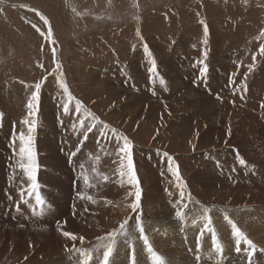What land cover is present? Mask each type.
<instances>
[{"label":"rangeland","instance_id":"1","mask_svg":"<svg viewBox=\"0 0 264 264\" xmlns=\"http://www.w3.org/2000/svg\"><path fill=\"white\" fill-rule=\"evenodd\" d=\"M134 3L139 5L138 9L133 7ZM261 6H264V0H59L57 3L54 0H0V264H81L86 257L75 250L66 251V248L72 249L75 245L86 252L91 251L101 243L97 237L106 236L126 218H130L129 230L134 227L136 213L131 211L130 205L135 200V187L128 183L127 175L119 176L121 157L117 154V140L111 129L127 136L133 144L134 168L141 189L142 224L153 250L162 257L164 264H217L218 260L220 264H248L243 251L235 252V238L225 215L257 249H264V108L260 106L264 102V56L259 53L260 45L264 44V37L259 35L264 29V19L257 11ZM37 12L48 19L54 31L55 45L44 38L42 41V36L33 27L36 25L41 31H48ZM137 15L139 19L134 18ZM205 25L209 32L206 45L203 43ZM137 29L140 36H137ZM145 44L150 56L144 52ZM52 47L56 62L61 66L57 73L53 72ZM205 50L209 71L201 79L196 61L203 58ZM252 54L257 56L256 66L245 78L244 73L253 63ZM153 59L157 65L155 75L148 71ZM57 76L66 83L72 101L66 100L67 95L57 84ZM45 77L34 117L37 125L34 133L46 143H42L46 148L41 149L37 159L41 156L48 159V166L42 164L39 168L52 171L38 180L45 204L36 205L34 197L30 198V203L21 208L16 220L11 213L2 215L6 209L16 210L5 193L18 200L15 192L19 183L23 180L26 185L28 181L22 177L19 168L16 167L13 173L9 166H16L20 159L18 151L17 156L13 154L10 140L15 133L18 150L19 133L28 135V126L22 123L28 118L26 104L34 84ZM230 78L234 81L231 85ZM161 79L163 84L159 83ZM241 80H244L245 88L237 90ZM75 100L81 101L80 113L75 111ZM64 103H69L67 114L63 111ZM181 110L189 113L180 114ZM89 112L102 123L96 124L84 140L81 151L69 160L70 151L84 139L87 126L95 123L88 117ZM78 117L84 119V127H80ZM74 124L76 129L72 127ZM104 124L108 125L107 129ZM101 131L105 132L104 136ZM38 143L34 142L35 150ZM165 152L178 165L183 188L168 172ZM237 153L247 161L246 167L237 163ZM122 163L126 173L127 160ZM81 164L85 166L83 169ZM91 165L96 169L95 173ZM81 172L89 176L94 187L84 184ZM12 174L16 184L11 183ZM104 175L108 176L107 181L103 180ZM89 190L91 193L88 194ZM181 193L182 202L177 206ZM88 196L95 203L88 200ZM205 208L209 210L218 242L223 246L222 258L213 250L212 234L208 232L201 237L197 250V236L205 223ZM178 209L184 214L183 220L175 215ZM67 229L75 233V241L62 235L61 232ZM165 229L170 231L169 235ZM156 234H160L159 237ZM81 236L83 243L79 240ZM135 236L131 248L125 238L116 239L110 264H130L133 255L135 264H155L143 241L139 240V233ZM103 251V248L91 251L92 259L88 264H100ZM253 264H264V253L258 251Z\"/></svg>","mask_w":264,"mask_h":264},{"label":"snow or ice","instance_id":"2","mask_svg":"<svg viewBox=\"0 0 264 264\" xmlns=\"http://www.w3.org/2000/svg\"><path fill=\"white\" fill-rule=\"evenodd\" d=\"M133 7H136L137 9L139 8L138 4H133ZM37 15L40 16V19L43 20L44 24L48 26V31L47 33L41 31L40 28H38L36 25H33L34 28H36V31L40 33V35L50 44L55 45L56 41L53 39V32H52V28L51 25L49 24V21L46 17H44L43 15H41L39 12H37ZM134 18L139 19V16H135ZM201 24H204L203 21H201ZM203 34H204V41L203 43L206 45L208 43L207 41V37L209 35L208 32V28L205 25L204 29H203ZM260 37H264V29H261L260 31ZM137 36H140V30L137 29ZM53 52V62L55 64V68L53 70V72L56 71H60V64L56 62V57H55V48L53 47L52 49ZM144 52L146 54H148L149 56L151 55V53L149 52L148 46L145 44L144 45ZM259 53L261 56H264V44L260 45L259 48ZM203 58L196 61V63L200 66L199 67V76L201 79H203L206 74L209 71V67L206 63L207 60V56L208 53L205 50L202 53ZM256 60H257V56L256 54L252 55V61L253 63L251 65L248 66L247 72L244 73L245 78H247L248 74L250 72L253 71V69L256 66ZM151 63V67L148 69L149 73L152 74H156L157 73V65L155 60H150ZM41 67H43V65H41ZM239 67V65H238ZM51 74V73H50ZM62 75V73H61ZM235 75V74H233ZM47 77H45L43 80L36 82L34 84V90L31 92V96L26 104L27 109L29 110L27 113V117L26 119H24L22 121L23 124L28 126V135L25 136V134L23 132L19 133V149H18V155L20 157L19 161L16 162V166L13 165H9L10 167H12L13 173L16 172V167L19 168V170L23 173L24 177H26L28 183L25 185L24 181L21 180L20 182V187L17 189V193H18V200H13V196L8 194L7 192L5 193V195L7 196V199L15 204V209L17 212L21 211V205L22 204H28L30 203V198L35 199L36 205H44L45 204V199L43 197V195L41 194V191L39 189V185H38V181H37V173L39 171V164L37 162V154H36V150H35V146H34V136L32 135V133L36 130V121L34 119L35 115H36V110L38 109L39 106V101H40V92H41V88H42V84L44 83V80H46ZM57 83L60 85V87L63 89L64 93L67 95V100L68 101H72L73 97L72 95L69 93V89L66 85V83H64L59 76L56 77ZM160 83H164V81L161 79ZM234 81L232 78L229 79V84H233ZM245 88V82L244 80H241L240 84L237 86V90H243ZM219 99V97H218ZM261 108H264V102L261 103ZM81 108H82V104L81 101L79 100H75V111L76 113H80L81 112ZM63 111L67 114L69 112V103H64L63 104ZM88 117L91 118L92 121H94L95 123L90 124L87 126V131L84 133V139L80 140L79 144L76 146V148L72 151H70L69 153V160H72V158L76 157L77 154L81 151V146L84 143V140L87 139V135L88 133L93 131V128L96 127V124L102 123L101 121H99V118L94 116L92 113H88ZM79 119V124L80 127H84L85 126V122L84 119ZM73 129H76V125L74 124ZM103 127L105 129L108 128V125L104 124ZM116 140H117V154L121 157V170L119 171V176L120 177H124L125 175H127V179H128V183L135 187V200L131 203L130 207L132 209L133 213H136L135 216V225L134 227L129 230V219L130 218H126L124 219L118 228H114L112 231L108 232L106 236H102V237H97V239L99 241H101L100 244H97L94 246V248L91 251H99L100 248H103V255L102 258L100 259V264H110V258L113 256L114 253V249H115V244H116V239L118 237H122L125 238V242L129 245V247H132V242L136 239L135 233L138 232L139 233V240L143 241V244L147 250L148 253H150L152 255V257L154 258L155 264H164V261L162 259L161 256H159L154 250L152 245L149 242L148 237L145 235V228L142 224V214L138 211L141 208V204H140V198H141V189L139 186V180L138 177L136 175V171L134 168V162H133V156H132V149H133V144L132 142L129 140V138L127 136H121L119 133L116 132L115 129H111L110 130ZM101 136L105 135V132L101 131ZM122 141V143H121ZM15 145H16V138H15V133L13 134V138L10 140V146H12L13 149V154L16 155V149H15ZM195 147V146H193ZM163 155L165 157H167V162H168V172L175 177V179L178 182V186H180L181 188H183V181L180 177V173H179V168L178 165H176L173 157H171L167 152L163 153ZM126 159L127 160V172L125 173L122 169L124 167L123 165V160ZM236 161L237 163L242 166V167H246L247 166V161L242 158L238 153L236 155ZM85 166L83 164L80 165V168L83 169ZM92 172L95 173L96 169L93 167L92 168ZM81 176L83 178V182L85 185H87L88 187H94L95 185H93L92 183H90V179L89 176L84 174V172H81ZM15 177H10L11 179H14ZM109 178L108 176L104 175L103 176V180L107 181ZM81 199H84V195L82 193L79 194ZM28 197L29 199H26L25 197ZM182 198H183V193H181V200L176 201V204L179 205L182 202ZM88 200H92L93 203H95V201L93 200V198L91 196L87 197ZM107 203H111L110 201H108ZM208 209L205 208L204 211V226L203 228L200 230V234L197 236V246L199 250V242L201 237L204 235L205 232L211 233V240H212V247L213 250L216 251L218 254L221 255L222 258V254H223V246L218 242V238L216 236V232L215 229L211 226L212 225V220L211 217L208 215ZM175 215L178 219L183 220L184 218V214L182 211H176ZM225 221H227V223L229 225H231V229H232V236L235 238V252L240 253L241 251L244 252L248 264H253V258L254 255L260 251L261 253H264V249H257V246L254 244V242L249 239L241 230L240 228H238L236 226V224L229 219V217L227 215L224 216ZM195 223V221L193 222ZM62 235L64 237H67L73 241H75L77 239V237L73 234L70 233L68 231H63ZM79 240L81 241V243H83L84 241V237L81 236L79 237ZM243 244V249L241 248V245ZM75 250L76 252H79L81 254V256L86 257L85 260L81 261V264H88V261H90L92 259V255H91V251H85L82 248H76L75 245H73L72 249H68L66 248V251H72ZM27 259V258H25ZM197 261L199 262L200 257L197 256ZM130 264H135V258L134 255L130 256ZM217 264H220V261H217Z\"/></svg>","mask_w":264,"mask_h":264},{"label":"bare ground","instance_id":"3","mask_svg":"<svg viewBox=\"0 0 264 264\" xmlns=\"http://www.w3.org/2000/svg\"><path fill=\"white\" fill-rule=\"evenodd\" d=\"M49 1V0H48ZM51 1V0H50ZM56 1V3L59 1V0H54V2ZM256 1V0H255ZM258 1V0H257ZM64 2V1H63ZM67 2V1H66ZM254 2V1H253ZM40 3H42V2H40ZM46 3H48V2H46ZM258 3V2H257ZM256 3V4H257ZM260 3V2H259ZM45 4V3H44ZM53 4V3H52ZM60 4V3H59ZM63 6H64V4L63 3H61ZM61 5V6H62ZM66 5V4H65ZM222 5V4H221ZM250 5V4H249ZM12 6V5H11ZM60 6V5H59ZM60 6V7H61ZM62 6V7H63ZM223 6V5H222ZM255 6V5H254ZM14 7V6H13ZM57 7H58V5H57ZM61 7V8H62ZM9 8V7H8ZM255 8V7H254ZM60 9V8H59ZM64 9V8H63ZM66 9V8H65ZM64 9V10H65ZM219 9V8H218ZM45 10V9H44ZM63 10V11H64ZM217 10V9H216ZM220 10V9H219ZM257 10V9H256ZM256 10H255V12H256ZM20 11V10H19ZM46 11V10H45ZM214 11V10H213ZM258 15H260V16H262V19H264V6H261V7H259L258 8ZM7 12V11H6ZM57 13H58V11H56ZM60 12V11H59ZM12 13H13V11H12ZM25 13V12H24ZM50 13V12H49ZM4 14V13H3ZM27 14V13H26ZM257 14V13H256ZM23 15V14H22ZM49 15V14H48ZM32 16V15H31ZM49 16H51V15H49ZM48 16V17H49ZM56 16V15H55ZM256 16V15H255ZM2 17V16H1ZM0 17V19H2ZM23 17V16H22ZM30 17V16H29ZM53 17V16H52ZM63 17H65V16H63ZM15 18V17H14ZM16 18H18V16L16 17ZM261 19V20H262ZM63 20V19H62ZM59 21L61 22V20L59 19ZM252 21H253V19H252ZM264 21V20H263ZM18 22V21H17ZM33 22H35V20L33 21ZM236 22V21H235ZM20 23V22H19ZM61 23H64V22H61ZM53 24V23H52ZM223 24H224V22H223ZM240 24V23H239ZM261 24V23H260ZM263 24V23H262ZM12 25H13V23H12ZM41 25V24H40ZM55 25V24H54ZM226 25V24H225ZM229 25V24H228ZM15 26V25H14ZM26 26V25H25ZM24 26V27H25ZM29 26V25H28ZM46 26V25H45ZM57 26V25H56ZM55 26V27H56ZM264 26V25H263ZM55 27H53V28H55ZM236 27V26H235ZM245 27V26H244ZM33 28V27H32ZM211 28V27H210ZM233 28V27H232ZM10 29V28H9ZM17 29V28H16ZM12 30V29H11ZM47 30V29H46ZM160 30V29H159ZM229 30V29H228ZM242 30V29H241ZM6 31V30H5ZM5 31H4V33H5ZM10 31V30H9ZM14 31V30H13ZM221 31V30H220ZM230 31H232V30H230ZM235 31H237V30H235ZM235 31H234V33H235ZM27 32V31H26ZM54 32V31H53ZM122 32V31H121ZM216 32V31H215ZM223 32V31H222ZM225 32V31H224ZM9 33V32H8ZM247 33V32H246ZM13 34V33H12ZM18 34V33H17ZM58 34V33H57ZM120 34H122V33H120ZM239 34V33H238ZM178 35V34H177ZM220 35V34H219ZM229 35H230V33H229ZM253 35V34H252ZM251 35V36H252ZM19 36V35H18ZM34 36V35H33ZM58 36V35H57ZM60 36V35H59ZM221 36H223V34L221 35ZM236 36V35H235ZM241 36V34H239V37ZM17 37V36H16ZM21 37V36H20ZM118 37V36H117ZM214 37H215V35H214ZM250 36H248V38H249ZM24 38H25V36H24ZM28 38V37H27ZM256 38V37H255ZM7 39H9L8 38V36H7ZM13 39V38H12ZM91 39V38H90ZM156 39V38H155ZM231 39H233L232 37H231ZM26 40V39H25ZM41 40V39H40ZM40 40H39V43H40ZM57 40V39H56ZM59 40V39H58ZM153 40V39H152ZM156 40H158V39H156ZM220 40H221V38H220ZM229 40V39H228ZM240 40V39H239ZM243 40V39H242ZM24 41V40H23ZM29 41H30V39H29ZM42 41H43V37H42ZM62 41H63V39H62ZM120 41H121V39H120ZM153 41H155V40H153ZM31 42V41H30ZM117 42V41H116ZM245 42H246V40H245ZM251 41H249V43H250ZM255 42V41H254ZM244 43V42H243ZM247 43V42H246ZM37 44H38V42H37ZM43 44V43H42ZM232 44V43H231ZM254 44V43H253ZM255 44H256V42H255ZM254 44V45H255ZM22 45V44H21ZM47 45H48V43H47ZM243 45V44H242ZM246 44H244V46H245ZM31 46V45H30ZM45 46H46V44H45ZM250 46V45H249ZM34 47V46H33ZM49 47V46H48ZM47 47V48H48ZM201 47V46H200ZM67 48V47H66ZM246 48V47H245ZM45 49V48H44ZM52 49H53V47H52ZM71 49V48H70ZM256 49V48H255ZM31 50V49H30ZM34 50V49H33ZM48 50V49H47ZM63 50H64V48H63ZM45 51V50H44ZM243 51H245V50H243ZM41 52V51H40ZM57 52V51H56ZM254 52V51H253ZM33 53V52H32ZM155 53V52H154ZM239 53V52H238ZM245 53V52H244ZM256 53V52H255ZM30 54V53H29ZM48 54V53H47ZM241 54V53H240ZM246 54H248V53H246ZM253 55V54H252ZM49 56V55H48ZM50 56H53V55H50ZM34 57V56H33ZM56 57V56H55ZM40 58V57H39ZM52 58V57H51ZM57 58V57H56ZM36 59V58H35ZM220 59V58H219ZM251 59V58H250ZM34 61V60H33ZM45 61H47V59H45ZM221 61V60H220ZM51 62H52V60H51ZM252 62V61H251ZM45 63V62H44ZM244 63V62H243ZM245 63H246V61H245ZM46 64V63H45ZM54 64V63H53ZM32 65H34V64H32ZM164 65V64H163ZM36 66V65H35ZM50 66H51V64H50ZM49 66V67H50ZM27 67V66H26ZM38 67L36 66V69H37ZM44 69L46 68L45 67V65H44V67H43ZM53 68V67H52ZM247 68V67H246ZM51 68H49V70H50ZM223 69V68H222ZM244 69V68H243ZM32 70V69H31ZM48 70V66H47V69H46V71ZM222 71V70H221ZM243 71V70H242ZM50 72V71H49ZM160 72V71H159ZM9 73V72H8ZM57 73V72H56ZM164 73V72H163ZM162 73V74H163ZM220 73V72H219ZM41 74H42V72H41ZM45 74V73H44ZM68 74V73H67ZM46 75H48V72H47V74ZM56 75V74H55ZM49 76H50V74H49ZM72 76V75H71ZM39 78H42V77H39ZM50 78V77H49ZM53 78H55V76L53 77ZM72 78H73V76H72ZM76 78V77H75ZM23 79V78H22ZM51 79V78H50ZM141 79V78H140ZM212 79V78H211ZM240 79V78H239ZM245 79V78H244ZM53 80V79H52ZM51 81V80H50ZM53 81H56L55 79L53 80ZM49 83V82H48ZM160 83V82H159ZM170 83V82H169ZM224 83V82H223ZM58 84V83H57ZM74 84V83H73ZM93 85V84H92ZM114 87H115V85H114ZM121 87V86H120ZM119 87V88H120ZM256 87V86H255ZM117 88V87H116ZM190 88V87H189ZM188 88V89H189ZM249 88V87H248ZM75 89V88H74ZM254 89V88H253ZM126 90V89H125ZM96 91V90H95ZM42 92V91H41ZM73 92V91H72ZM79 92V91H78ZM128 92H129V90H128ZM71 93V92H70ZM74 93H75V91H74ZM61 94V93H60ZM141 94V93H140ZM77 95V94H76ZM118 96V95H117ZM138 97V96H137ZM178 98H179V96H177ZM64 98H65V96H64ZM194 98V97H193ZM123 99V98H122ZM66 100H67V98H66ZM169 100H170V98H169ZM172 100V99H171ZM178 100V99H177ZM196 100V99H195ZM165 101V100H164ZM168 101V100H167ZM117 102V101H116ZM137 102V101H136ZM136 102H134L135 104H137ZM158 102V101H157ZM170 102H172V101H170ZM62 103V102H61ZM115 103V102H114ZM144 103V102H143ZM167 103V102H166ZM175 103V102H174ZM173 103V104H174ZM72 104V103H71ZM164 104V103H163ZM43 105V104H42ZM124 105V104H123ZM156 105H157V103H156ZM41 106V105H40ZM138 106V105H137ZM140 106V105H139ZM158 106V105H157ZM164 106V105H163ZM211 106V105H210ZM210 106H208V107H210ZM48 107V106H47ZM111 107V106H110ZM128 107V106H127ZM145 107H146V105H145ZM166 107V106H165ZM164 107V108H165ZM169 107H170V105H169ZM60 108V107H59ZM118 108V107H117ZM123 108V107H122ZM130 108V107H129ZM160 108H162V107H160ZM167 108V107H166ZM165 108V109H166ZM196 108V107H195ZM143 109V108H142ZM152 109V108H151ZM208 109V108H207ZM226 109V108H225ZM173 110V109H172ZM180 110V109H179ZM178 110V111H179ZM233 110V109H232ZM51 111V110H50ZM53 111V110H52ZM147 111V110H146ZM155 111V110H154ZM184 110H181L180 111V114H187V113H189V111L187 112V113H185V112H183ZM230 111V110H229ZM62 112V111H61ZM69 112H70V110H69ZM105 112V111H104ZM140 112H142V111H140ZM145 112V111H144ZM182 112V113H181ZM53 113V112H52ZM150 113H152V111L150 112ZM168 113V112H167ZM235 113H236V111H235ZM75 114V113H74ZM104 114V113H103ZM134 114H136V113H134ZM55 115H56V113H55ZM58 115V114H57ZM73 115V114H72ZM147 115H149V111H147ZM166 115V114H165ZM177 115V114H176ZM189 115V114H188ZM62 116V115H61ZM70 116V115H69ZM153 116V115H152ZM183 116L184 115H182L181 117L183 118ZM186 116L187 115H185V118H186ZM52 117V116H51ZM139 117H140V115H139ZM142 117V116H141ZM190 117V116H189ZM58 118V117H57ZM119 118V117H118ZM144 118H145V116H144ZM179 118H180V116H179ZM191 118V117H190ZM44 119V118H43ZM104 119V118H103ZM149 119V118H148ZM181 119V118H180ZM123 120H124V118H123ZM146 120V119H145ZM182 120V119H181ZM132 121H134V120H132ZM177 121H179V120H177ZM193 121V120H192ZM199 121V120H198ZM112 122V121H111ZM145 122V121H144ZM165 122V121H164ZM201 121H199V123H200ZM211 122V121H210ZM124 123V122H123ZM131 123V122H130ZM133 123V122H132ZM175 123V122H174ZM179 123V122H178ZM182 123V122H181ZM186 123H188V122H186ZM194 123V122H193ZM191 124V123H190ZM251 124H253V123H251ZM199 125V124H198ZM115 126V125H114ZM119 126V125H118ZM120 126H121V123H120ZM119 126V127H120ZM138 126V125H137ZM150 126V125H149ZM187 126V125H186ZM195 126V125H194ZM44 127V126H43ZM131 127V126H130ZM185 127V126H184ZM188 127V126H187ZM209 127V126H208ZM118 128V127H117ZM139 128H140V125H139ZM139 128H138V130H139ZM143 128V127H142ZM190 128V127H189ZM57 129V128H56ZM56 129H54V130H56ZM67 129V128H66ZM159 129V128H158ZM185 129H187V128H185ZM191 129V128H190ZM195 129H196V126H195ZM53 130V129H52ZM121 130V129H120ZM130 130H131V128H130ZM184 130V129H183ZM213 130H215V129H213ZM74 131V130H73ZM159 131V130H158ZM176 131V130H175ZM245 131V130H244ZM56 132V131H55ZM123 132V131H122ZM139 132H140V130H139ZM221 132V131H220ZM241 132H243V131H241ZM251 132V131H250ZM66 133V132H65ZM178 133V132H177ZM200 133H201V131H200ZM199 133V134H200ZM225 133V132H224ZM246 133V132H245ZM46 134V133H45ZM75 134V133H74ZM76 134H77V132H76ZM122 134V133H121ZM32 135L34 136V142H36V141H39V145L37 144V147H36V154H37V158L39 157V153H40V151L42 152L43 150H45V148H46V146H45V148H44V145H42V143H45V141H43L42 142V138H41V136L39 135H36L34 132L32 133ZM44 135V134H43ZM69 135V134H68ZM125 135V134H124ZM178 135V134H177ZM8 136V135H7ZM46 136V135H45ZM182 136V135H181ZM220 136V135H219ZM240 136V135H239ZM143 137V136H142ZM177 137V136H176ZM199 137V136H198ZM1 138V137H0ZM8 138V137H7ZM45 138V137H44ZM174 138V137H173ZM181 138H183V137H181ZM222 138H223V136H222ZM221 138V139H222ZM178 139H180V137L178 138ZM189 139V138H188ZM224 139V138H223ZM143 140V139H142ZM192 140V139H191ZM17 141H19V140H17ZM180 141V140H179ZM197 141H198V139H197ZM227 141V140H226ZM4 142V141H3ZM192 142V141H191ZM48 143V142H47ZM183 143V142H182ZM200 143H202V142H200ZM46 144V143H45ZM185 144H187V143H185ZM49 146H50V144H48ZM190 145V144H189ZM147 146V145H146ZM3 147V146H2ZM183 148V147H182ZM6 149V148H5ZM15 149H16V153H17V147L15 146ZM41 149H43V150H41ZM49 149V148H48ZM53 149V148H52ZM166 149V148H165ZM55 150V149H54ZM186 150V149H185ZM72 151V150H71ZM188 151V150H187ZM47 152V151H46ZM51 154V153H50ZM47 155V154H46ZM17 156V155H16ZM48 156H49V154H48ZM56 159V157L54 158V160ZM147 159V158H146ZM53 161V160H52ZM16 162V161H15ZM14 162V163H15ZM37 162H39V167H40V165H42V164H48V159H45V158H43L42 156L39 158V159H37ZM87 162V161H86ZM54 163V162H53ZM56 163V162H55ZM84 163V162H83ZM13 164V163H12ZM63 164V163H62ZM141 164V163H140ZM75 165H77V164H75ZM48 166V165H47ZM49 166H50V164H49ZM92 166V165H91ZM92 167H94V166H92ZM92 167H91V169H92ZM18 168V167H17ZM53 168V167H52ZM77 168H79V167H77ZM4 169V168H3ZM78 170V169H77ZM86 170V169H85ZM52 171V169L50 170V169H47V170H43L42 171V169L41 168H39V171H38V173H37V181L38 180H41V179H44L45 177H47V174H50V172ZM54 171H57V169H55ZM53 171V172H54ZM71 171V170H70ZM76 172V171H75ZM100 172V171H99ZM91 173V172H90ZM20 174L22 175V177H24V175H23V173L20 171ZM79 174V173H78ZM145 174V173H144ZM98 175V174H97ZM192 175V174H191ZM15 177V175L14 174H12V177ZM77 177H79V176H77ZM57 178H59V177H57ZM81 178V177H80ZM188 178V177H187ZM196 178V177H195ZM3 180H4V177L2 178ZM24 180H25V178H23ZM92 179V178H91ZM152 179V178H151ZM167 179V178H166ZM165 179V180H166ZM192 179H193V175H192ZM53 180H54V178H53ZM53 180H51V181H53ZM95 180V179H94ZM93 180V181H94ZM99 180V179H98ZM17 181H20V180H18V178H17ZM26 181V180H25ZM49 181V180H48ZM195 181V180H194ZM99 182V181H98ZM155 182V181H154ZM193 182V181H192ZM196 182V181H195ZM202 182V181H201ZM4 183V182H3ZM11 183H15L16 184V182H14V180L13 179H11ZM19 183V182H18ZM42 183V182H41ZM44 183V182H43ZM102 183V182H101ZM146 183V182H145ZM151 183V182H150ZM165 183V182H164ZM197 183V182H196ZM40 184V183H39ZM38 184V185H39ZM103 184V183H102ZM152 184V183H151ZM14 185V184H13ZM99 185H100V183H99ZM99 185H98V187H99ZM164 184H162V187H164L163 186ZM188 185H189V183H188ZM201 185V184H200ZM12 186V185H11ZM17 186V185H16ZM16 186H14V187H16ZM46 186V185H45ZM78 186V185H77ZM152 186V185H151ZM193 186V185H192ZM3 187H4V185H3ZM19 187H20V183H19ZM49 187V186H48ZM145 187V186H144ZM177 187V186H176ZM175 187V188H176ZM188 187V186H187ZM246 187V186H245ZM59 188V187H58ZM151 188H153V187H151ZM174 188V187H173ZM190 188H191V186H190ZM189 188V189H190ZM53 189V187H50V190H52ZM60 189V188H59ZM100 189V188H99ZM154 189V188H153ZM192 189V188H191ZM255 189V188H254ZM11 190V189H10ZM79 190V189H78ZM88 190V189H87ZM156 190V189H155ZM163 190V189H162ZM177 190V189H176ZM60 191V190H59ZM95 191V190H94ZM164 191V190H163ZM169 190H167V192H168ZM52 192V191H51ZM84 192V191H83ZM88 192V194H89V192H90V190L89 191H87ZM203 192H205V191H203ZM234 192V191H233ZM258 192V191H257ZM2 193H3V191H2ZM16 193L17 192H15V195H16ZM50 193V192H49ZM54 193V192H53ZM91 193V192H90ZM155 193V192H154ZM162 193V192H161ZM247 193V192H246ZM55 194V193H54ZM53 194V195H54ZM85 194V193H84ZM87 194V193H86ZM93 194V193H92ZM101 194V193H100ZM169 194V193H168ZM205 194V193H204ZM12 195V194H11ZM51 195V194H50ZM59 195H61V194H59ZM69 195V194H68ZM176 195H178V194H176ZM185 195V194H184ZM54 196H56V195H54ZM180 196H181V194H180ZM52 197V196H51ZM72 197V196H71ZM145 197V196H144ZM154 197V196H153ZM178 197V196H177ZM14 198V197H13ZM50 198V197H49ZM52 198H54V197H52ZM180 198V197H179ZM178 198V199H179ZM202 198V197H201ZM259 198V197H258ZM3 199V198H2ZM15 199V198H14ZM51 199V198H50ZM102 199V198H101ZM173 199V198H172ZM239 199V198H238ZM15 201V200H14ZM49 201V200H48ZM51 201V200H50ZM49 201V202H50ZM58 201H59V198H58ZM78 201H81V200H78ZM106 201V200H105ZM169 201V200H168ZM60 202V201H59ZM71 203V202H70ZM79 203V202H78ZM146 203V202H145ZM184 203V202H183ZM252 203V202H251ZM11 204H12V206L15 208V204L14 203H12L11 202ZM55 204V203H54ZM81 204V203H80ZM79 204V205H80ZM157 204H159V203H157ZM256 204V203H255ZM53 205V204H52ZM71 205H72V203H71ZM184 205V204H183ZM25 206H26V204L25 205H21V208H25ZM28 206V205H27ZM30 206V205H29ZM28 206V207H29ZM54 206V205H53ZM52 206V207H53ZM58 206H60V204L58 205ZM70 206V205H69ZM78 206V205H77ZM83 206V205H82ZM91 206H92V204H91ZM147 206V205H146ZM159 206V205H158ZM178 206V205H177ZM10 207V206H9ZM80 207H81V205H80ZM94 207V206H93ZM150 207V206H149ZM13 208V209H14ZM39 208V207H38ZM43 208V207H42ZM128 208V207H127ZM152 208H155V207H152ZM151 208V209H152ZM53 209V208H52ZM129 209H130V207H129ZM142 209H144V208H142ZM148 209V208H147ZM183 209V208H182ZM2 210V209H1ZM35 210V209H34ZM53 210H55V209H53ZM155 210V209H154ZM156 210H158V208L156 209ZM179 210V209H178ZM16 211V210H15ZM13 212L12 210H11V212L9 211V210H5L3 213H2V215L5 217V216H7L8 214H10L11 213V215L17 220V219H19V215H20V212ZM39 211H42V210H39ZM50 212H51V210H49ZM132 211V210H131ZM168 211V210H167ZM180 211V210H179ZM44 212L45 213H47L46 212V210H44ZM53 212V211H52ZM55 212H57V211H55ZM139 212H140V210H139ZM145 212V211H144ZM148 212V211H147ZM146 212V213H147ZM26 213V212H25ZM24 213V214H25ZM57 213H59V212H57ZM70 213V212H69ZM74 213V212H73ZM76 213V212H75ZM78 213V212H77ZM80 213V212H79ZM86 213V212H85ZM124 213V212H123ZM162 212H160V214H161ZM165 213V212H164ZM185 213V212H184ZM28 214V213H27ZM52 214V213H51ZM54 214V213H53ZM71 214V213H70ZM69 214V215H70ZM82 214V213H81ZM125 214V213H124ZM129 214V213H128ZM159 214V213H158ZM38 215V214H37ZM46 215V214H45ZM55 215V214H54ZM152 215V214H151ZM30 216V215H29ZM39 216V215H38ZM53 216V215H52ZM74 214H73V218H74ZM147 216V215H146ZM169 216H171V215H169ZM1 217V216H0ZM21 217V216H20ZM35 217V216H34ZM43 217V216H42ZM76 217V216H75ZM93 217V216H92ZM165 217H168V215L167 216H165ZM188 217H190V216H188ZM194 217H195V214H194ZM125 218V217H124ZM170 218V217H169ZM173 218V217H172ZM191 218V217H190ZM46 219V218H45ZM75 219V218H74ZM79 219V218H78ZM165 219V218H164ZM192 219V218H191ZM194 219V218H193ZM26 220H27V218H26ZM44 220V219H43ZM42 220V221H43ZM80 220V219H79ZM84 220V219H83ZM158 220V219H157ZM166 220H167V218H166ZM170 220V219H169ZM187 220V219H186ZM196 220H197V218H196ZM195 220V221H196ZM202 220V219H201ZM253 220V219H252ZM46 221V220H45ZM86 221V220H85ZM162 220H160V222H161ZM165 221V220H164ZM198 221V220H197ZM6 222V221H5ZM20 222V221H19ZM24 222V221H23ZM44 222V221H43ZM84 222V221H83ZM150 222V221H149ZM179 222H180V220H179ZM204 222V221H203ZM36 223V222H35ZM39 223V222H38ZM64 223H66L67 224V222H64ZM69 223H72L71 222V220H70V222ZM80 223H81V221H80ZM86 223V222H85ZM148 223V222H147ZM164 223V222H163ZM166 223V222H165ZM198 223H199V221H198ZM197 223V224H198ZM202 223V222H201ZM20 224V223H19ZM66 224H65V227H66ZM76 224H78V222L76 223ZM104 224V223H103ZM153 223H151L150 225H152ZM7 225V224H6ZM61 225V224H60ZM80 225V224H79ZM189 225V224H188ZM249 225V224H248ZM145 226H146V224H145ZM153 226H156V224L155 225H153ZM37 227V226H36ZM40 227V226H39ZM38 227V228H39ZM106 227H107V225H106ZM11 228V227H10ZM20 228V227H19ZM60 228V227H59ZM59 228H58V230H59ZM88 228V227H87ZM150 228V227H149ZM155 229L157 228V227H154ZM21 229V228H20ZM40 229V228H39ZM71 229V228H70ZM83 229V228H82ZM81 229V230H82ZM99 229V228H98ZM158 229V228H157ZM156 229V230H157ZM161 229H163V231H164V228H161ZM160 229V230H161ZM170 229V228H169ZM177 229V228H176ZM175 229V230H176ZM41 230H42V228H41ZM84 230V229H83ZM155 230V231H156ZM160 230H158V231H160ZM166 230V229H165ZM252 230V229H251ZM26 231V230H25ZM57 231V230H56ZM67 231H68V229H67ZM70 231V230H69ZM146 231V230H145ZM163 231H162V233H163ZM167 231V230H166ZM165 231V232H166ZM177 231H178V229H177ZM3 232V231H2ZM31 232H33V231H31ZM59 232V231H58ZM63 232V231H62ZM61 232V233H62ZM71 232V231H70ZM99 232V231H98ZM165 232H164V236H165ZM170 232V231H169ZM169 232L167 231V234L169 235ZM40 233V232H39ZM43 233V232H42ZM47 233V232H46ZM48 233H49V230H48ZM84 233V232H83ZM153 233H156V232H153ZM25 234V233H24ZM23 234V235H24ZM75 234V233H74ZM91 234V233H90ZM93 234V233H92ZM152 234V233H151ZM150 234V235H151ZM31 235V234H30ZM29 235V236H30ZM40 235V234H39ZM56 235V234H55ZM54 235V236H55ZM57 235H60V234H58L57 233ZM87 235V234H86ZM154 235V234H153ZM158 237H159V235L158 234H156ZM172 235V234H171ZM170 235V236H171ZM8 236H9V234H8ZM90 236V235H89ZM149 236V235H148ZM170 236H168V237H170ZM257 236V235H256ZM36 237V236H35ZM53 237V236H52ZM57 237V236H56ZM87 237V236H86ZM85 237V238H86ZM155 237V236H154ZM172 237V236H171ZM19 239V238H18ZM30 239V238H29ZM149 239V238H148ZM154 239V238H153ZM39 240V239H38ZM88 240V239H87ZM164 240V239H163ZM167 240H168V238H167ZM167 240H165V242L167 241ZM29 241V240H28ZM44 241H45V239H44ZM59 241V240H58ZM61 241V240H60ZM71 241V240H70ZM153 241V240H152ZM155 241V240H154ZM184 241V240H183ZM22 242V241H21ZM40 242H42L41 240H40ZM51 242V241H50ZM123 242V241H122ZM165 242H163V243H165ZM43 243V242H42ZM54 243V242H53ZM56 243H58L57 241H56ZM63 243V242H62ZM204 243V242H203ZM45 244V243H44ZM43 244V245H44ZM72 244V243H71ZM152 244V243H151ZM162 244V243H161ZM10 245V244H9ZM38 245V244H37ZM36 245V246H37ZM170 245V244H169ZM5 246V245H4ZM39 246V245H38ZM41 246H42V244H41ZM45 246V245H44ZM52 246V245H51ZM126 246V245H125ZM34 247V246H33ZM259 247V246H258ZM263 247V246H262ZM37 248V247H36ZM52 249V248H51ZM31 251V250H30ZM38 251V250H37ZM14 252V251H13ZM123 252V251H122ZM25 253V252H24ZM29 253V252H28ZM46 253V252H45ZM53 253V252H52ZM79 253V252H78ZM50 254V253H49ZM36 255V254H35ZM43 255H44V253H43ZM54 255V254H53ZM49 256V255H48ZM145 256V255H144ZM263 256V255H262ZM21 257V256H20ZM31 257V256H30ZM43 257V256H42ZM24 258V257H23ZM44 258V257H43ZM85 258V257H84ZM63 259V258H62ZM46 260H47V257H46ZM135 261H136V259H135ZM137 261H138V259H137ZM154 261V260H153ZM29 263H31V262H29Z\"/></svg>","mask_w":264,"mask_h":264}]
</instances>
